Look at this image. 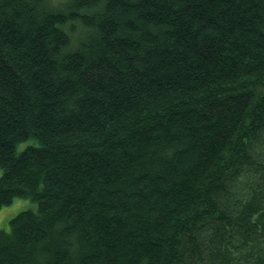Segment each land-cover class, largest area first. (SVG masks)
<instances>
[{"label": "trees", "instance_id": "16d2710c", "mask_svg": "<svg viewBox=\"0 0 264 264\" xmlns=\"http://www.w3.org/2000/svg\"><path fill=\"white\" fill-rule=\"evenodd\" d=\"M0 169V264H264V0H0Z\"/></svg>", "mask_w": 264, "mask_h": 264}, {"label": "rangeland", "instance_id": "374dc122", "mask_svg": "<svg viewBox=\"0 0 264 264\" xmlns=\"http://www.w3.org/2000/svg\"><path fill=\"white\" fill-rule=\"evenodd\" d=\"M59 1V0H55ZM28 143L19 144L17 151L23 149ZM2 170L0 169V175ZM36 203L28 198H16L9 205L3 206L0 209V230L9 229V220L16 214L27 209H35Z\"/></svg>", "mask_w": 264, "mask_h": 264}]
</instances>
